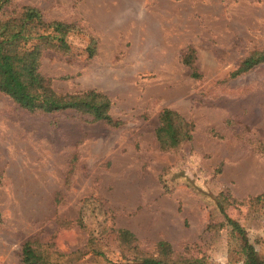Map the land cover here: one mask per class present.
<instances>
[{
  "label": "rangeland",
  "instance_id": "1",
  "mask_svg": "<svg viewBox=\"0 0 264 264\" xmlns=\"http://www.w3.org/2000/svg\"><path fill=\"white\" fill-rule=\"evenodd\" d=\"M24 5L80 30L69 55L44 53L41 74L59 93L105 94L120 124L30 114L0 93V264H22L29 240L51 244L60 264H125L161 241L241 264L228 219L264 259V63L232 77L264 50V0L12 1ZM188 49L198 78L182 64ZM164 109L193 124L170 150L156 139ZM90 236L104 258L69 259Z\"/></svg>",
  "mask_w": 264,
  "mask_h": 264
},
{
  "label": "trees",
  "instance_id": "2",
  "mask_svg": "<svg viewBox=\"0 0 264 264\" xmlns=\"http://www.w3.org/2000/svg\"><path fill=\"white\" fill-rule=\"evenodd\" d=\"M13 0H0V93L7 96L22 110L30 114H50L73 111L87 117L91 122L102 121L110 127L119 126V122L109 115L110 99L103 93L88 90L78 94L57 92L51 81L40 72L41 60L45 52L52 51L62 55L70 54L68 37L79 33L71 23L51 20L46 21L41 11L33 6L24 5L16 9ZM13 7V9H10ZM9 9V11H8ZM87 51L89 57L96 53V41L90 37ZM195 52L188 49L182 64L192 71V76L199 77L194 66ZM264 63V50L257 51L245 58L232 77L247 72L254 66ZM193 124L177 112L164 109L159 115L156 139L162 150L176 148L192 138ZM1 222V217H0ZM229 225L240 239L241 264H264L254 247L249 243L244 229L235 221L228 219ZM77 226L85 228L82 217ZM129 235L128 245L135 243ZM50 244L38 240L23 243L21 249L22 264H60L61 254L52 251ZM90 253L104 258L96 244V239L89 237L85 250L69 253V259H79ZM65 257V256H62ZM68 259V260H69ZM125 264H208L201 258H187L175 255L169 243L161 241L153 253L140 251Z\"/></svg>",
  "mask_w": 264,
  "mask_h": 264
}]
</instances>
